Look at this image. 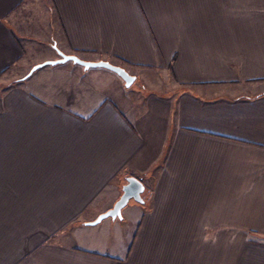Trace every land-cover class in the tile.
<instances>
[{"label": "crops", "instance_id": "1", "mask_svg": "<svg viewBox=\"0 0 264 264\" xmlns=\"http://www.w3.org/2000/svg\"><path fill=\"white\" fill-rule=\"evenodd\" d=\"M2 84L0 264H264V0H0Z\"/></svg>", "mask_w": 264, "mask_h": 264}, {"label": "water", "instance_id": "2", "mask_svg": "<svg viewBox=\"0 0 264 264\" xmlns=\"http://www.w3.org/2000/svg\"><path fill=\"white\" fill-rule=\"evenodd\" d=\"M60 58L56 61H49L42 64H38L34 66L29 74L25 76L24 79L30 77L34 72L37 70L45 67V66H56L59 64H64L67 62H73L77 65L83 66L85 69L90 68H104L110 70L116 74H118L123 81L127 88H130L135 80L136 77L129 74L124 68L112 65L109 62L100 61V62H87L80 59L77 56L66 55L59 52ZM145 192V186L143 182L135 177H128L126 179V184L122 188V195L119 200L115 203L114 207L109 211L99 215L94 221L86 223L87 226H97L101 224L104 220L112 219V220H121L123 218L122 212L123 210L129 205V203L133 200L137 203L144 204L145 201L142 197L143 193Z\"/></svg>", "mask_w": 264, "mask_h": 264}, {"label": "rangeland", "instance_id": "3", "mask_svg": "<svg viewBox=\"0 0 264 264\" xmlns=\"http://www.w3.org/2000/svg\"><path fill=\"white\" fill-rule=\"evenodd\" d=\"M4 87H5L4 84L0 85V91H1ZM100 227H102V224L99 225V226H97V228H100ZM89 228H96V227H89Z\"/></svg>", "mask_w": 264, "mask_h": 264}]
</instances>
